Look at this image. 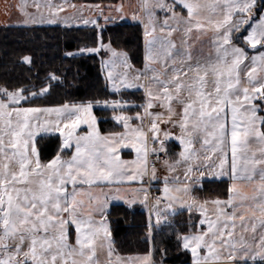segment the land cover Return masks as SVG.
Instances as JSON below:
<instances>
[{"label":"snow or ice","instance_id":"snow-or-ice-1","mask_svg":"<svg viewBox=\"0 0 264 264\" xmlns=\"http://www.w3.org/2000/svg\"><path fill=\"white\" fill-rule=\"evenodd\" d=\"M18 7L29 17L25 23L44 22L38 0H34V7L40 12V20L26 11V3ZM47 7L50 17L47 22L56 23L63 9L52 4ZM177 7L187 15L178 13ZM117 10H122V6ZM140 10L149 21L145 24L142 70L129 71L131 65L126 54L105 44L99 34L96 47L80 49L81 53H99L101 49L111 53L108 60L102 61V68L109 69L106 79L114 93L137 87L144 90L146 102L140 106L143 114L127 115L124 111L127 101L102 102L113 110V119L123 124L125 132L99 133L92 108L101 101L21 107V101L43 96L49 86L29 92L27 96L24 87L10 90L0 86V264H101L99 255L105 248L111 257L110 234L103 219L107 198L96 197V204L84 211L83 203L77 199L78 186L142 180L148 174L149 152L167 151L165 144L171 133L162 129L161 123L180 128L176 139L182 150L171 163L164 161L170 173L183 165L184 179L193 178L192 173L205 165L210 149L217 155L218 164L212 162L220 169L217 175L229 176L232 181L227 200L211 201L215 215L212 219L205 215L209 202L190 195L193 185L175 175L163 178L162 192L163 199L168 201L167 209L172 208V202H177L189 213L199 211L200 225L207 226L202 231L178 236L182 247L191 251L192 264H207L209 259L223 260L227 264H264V231L256 235L257 227L264 229V115H259L264 112V0H172V3L142 0ZM157 10L166 13L163 21L156 20ZM132 19L141 18L133 14ZM170 20L175 21L177 27H173ZM89 22L101 28L96 20H84L85 24ZM156 23L161 24L160 32H167V37L177 31L181 23L188 25L185 34L193 29L203 35L210 32L214 55L209 52L206 56L193 57L190 51L177 48L172 40L155 35ZM247 49L253 54L249 55ZM23 60L30 63L28 56ZM117 62L125 71L111 70ZM49 78L58 79L55 75ZM174 104L181 106L180 113L176 112ZM156 105L166 111H152ZM228 112L231 114L230 163ZM145 119L149 121L147 127ZM132 120L140 123L132 127ZM81 124H86L89 131L77 135ZM57 133L58 151L51 159L42 160L38 138L43 140ZM126 139L137 141L131 143L136 152L133 161H122L118 155L120 149L129 146L124 143ZM149 139L153 144L158 143L159 148L149 149ZM196 140H202L204 160L200 159L199 150L193 148ZM250 141L259 145V158L249 147ZM73 147L71 157L65 158L63 153ZM129 165L136 166L131 173L127 170ZM155 173L153 166V180ZM242 184L253 189L251 195L241 191ZM142 190L145 192L142 202H146L147 190ZM114 191L119 193L120 189ZM160 203L158 197L153 205L157 223L161 216L157 208ZM93 213L101 217L99 222ZM237 220L244 232L249 231L246 221H252L250 239L235 234ZM71 227L75 229L74 243L70 241ZM204 249L207 252L202 255ZM135 261L136 264H154L151 252L137 256Z\"/></svg>","mask_w":264,"mask_h":264},{"label":"trees","instance_id":"trees-1","mask_svg":"<svg viewBox=\"0 0 264 264\" xmlns=\"http://www.w3.org/2000/svg\"><path fill=\"white\" fill-rule=\"evenodd\" d=\"M78 3L114 4L119 0H71ZM103 42L123 50L131 63L143 67V29L139 23H111L101 26H0V86L10 90L24 87L29 92H38L49 86L43 96L30 99L25 106H56L64 102L82 103L117 99L123 94L137 95L142 102L141 92L126 91L114 93L109 90L103 74V54L68 55L67 52L82 47H95L97 35ZM30 57V63L23 57ZM50 75L58 79L51 80ZM140 98V99H139ZM98 118L97 126L101 132L120 131L121 126L113 120L110 108H94ZM264 115V112H260ZM58 134L39 140L37 147L41 159L48 160L58 151ZM63 154H69L65 151ZM176 155V154H174ZM228 179L202 180L194 187L192 194L197 198L222 197L228 195ZM107 218L110 238L114 250L120 254L147 253L152 248L154 264H191V256L183 249L178 236L196 231L187 210L170 215V220L160 226H153L151 239H148V216L144 208H131L122 203L110 205ZM259 264V262H258Z\"/></svg>","mask_w":264,"mask_h":264},{"label":"rangeland","instance_id":"rangeland-1","mask_svg":"<svg viewBox=\"0 0 264 264\" xmlns=\"http://www.w3.org/2000/svg\"><path fill=\"white\" fill-rule=\"evenodd\" d=\"M38 2L41 3V5H42V8L40 11L43 13L44 22H42V23H31V22L25 23L26 20H29V17L25 16L24 14H21L20 12L15 11L13 7L18 6L22 3H26L27 6L33 7V9H30L28 13L33 14L35 19L40 20L42 17L40 15V12H37L35 7H34V0H0V5L1 4L3 5V7L0 6V24L1 25H9L6 23H21V24L26 25V26L50 25L47 22V20L50 18L48 15L47 5L48 4H52L53 6H61L62 5L63 15H61V16H63V18L62 19L56 18V20L60 19V20H57V21H59L58 23H62V25L67 26V27H69V26H95L91 22H89L88 24H85L84 20H89V21L96 20L97 23L101 26L111 24V23H121V22L141 24L142 29H143V50H144V55H145V24H148L149 21H148V16L145 13L141 12V10H140V4L142 3V0H119L117 3L109 4V5L83 3V2L82 3H74L71 0H38ZM150 2L155 3L156 0H150ZM166 2L172 3V0H166ZM59 4H61V5H59ZM77 4H80V5H77ZM97 5L99 6V8L96 7ZM76 6H80L79 8L82 12L85 10V12H86L85 16H83V14H80L79 9H75V8H77ZM120 6H122V10L118 11L117 9ZM102 8H104V9H102ZM176 11L178 13H181L184 16L187 15L186 11L181 9L180 7H177ZM66 12H67V15L64 16V13H66ZM101 12H102V14H101ZM133 14H136L141 19L133 20L132 19ZM18 15L20 17L22 16L20 22H17V19L19 18ZM168 15H170V14H168ZM81 16H83V17L81 18ZM106 16L111 17V19L105 21L104 17H106ZM165 16H166V13L164 11L157 10L155 13V17H156L157 21H163L165 19ZM23 18H24V20H23ZM141 20L143 22H141ZM169 23L173 27H177L175 21L170 20ZM160 27H161V24L156 23L155 35H157L158 37H166L167 39L172 40L175 43L177 48H183L187 51H190L191 54L193 55V57H197V56H201V55L206 56L209 52H212L214 55V50L212 48V45L210 44V39H211V33L210 32L207 35H203L200 32L193 29V31L191 33L185 34V28H187L188 25L181 23L178 26L177 31H174L170 37H167V32L161 33ZM105 44H109V43H105ZM83 48H90V47H82L80 49H83ZM111 48L115 49L118 53H125L123 50L116 49L113 46H111ZM80 49L67 52V54L68 53H73V55H79V54L99 55V54H103L102 61L108 60L111 57V53L104 50V49H101V51L99 53H81ZM247 51L249 52V55L253 54L252 50L247 49ZM126 56H127L128 63L131 65V69H129V71L142 70L143 69L145 61L143 62V67L138 68L131 63L127 54H126ZM102 69L104 70V75L106 77L109 69L108 68H102ZM111 70L113 72L125 71V69L123 68V66L119 62H117V65L114 68H112ZM242 75H243V73H242ZM108 83H109V81L107 80V84ZM109 87H110L109 90L111 92H113L110 83H109ZM128 90L129 91H138L139 90L141 92V98L143 101L138 103L137 95H133L132 96L133 98L130 97L131 94H129V95L123 94L122 96H119L117 99L121 100L122 102L123 101L128 102V106L124 109L125 113L127 115H130V116H134L137 112H140L141 114H143V108L140 106L146 102L144 90L142 88L137 87V88H132V89H122L120 92H126ZM20 106L21 107H51V106H25V105H22V101L20 102ZM173 106H174L177 113H180L182 111V108L180 105L174 104ZM96 107L97 108H110V107H105L102 102L99 105L94 104L93 108H96ZM156 109H157V112H165L166 111L165 109L161 108L159 105H156L154 107V109H152V111H155ZM96 119L98 122L97 117H96ZM165 119H167V116H165ZM226 120L228 121V123L230 125L229 130L231 131V114H230V112H228ZM132 122H134V124L132 123L133 126L134 125L137 126L140 123V121H138V120H132ZM116 123L121 126V130H122L123 129L122 124L118 123V122H116ZM144 125H145V123H144ZM160 127L162 129H164L165 131H169L171 133V136L168 138V140L166 141V144H165L167 151H166V153L165 152H159V153L149 152L147 160H148V167L149 168H152L153 166H155V169H156L155 175H157V174L162 175V181H164L163 178L165 176L175 175V176L180 177V179H182L181 181H183L185 183H189L193 186H197L200 184V182L202 180H207V179L220 180L223 178H229V176L217 175V173H219L220 169L218 167L214 166L212 163L213 161H216L218 164L217 155H216V153L211 152L210 149H208L207 153H206L209 158L205 162V165L192 173L193 178L188 179V180L184 179V166L183 165L177 167L174 173H170L168 168L164 165V161L168 160L171 163L173 161L174 156H175L174 154L179 153L182 150V146L179 144V141L176 139V137L180 135V128L178 126H173L172 124H165V123H161ZM174 127H176V129ZM88 131H89L88 126L86 124H81L80 127L76 130V134L82 135L84 133H87ZM174 131H176L177 135L173 134ZM115 132H119V131H115ZM161 135H162V133H161ZM201 144H202V140H196L193 142V148L199 150L200 159L204 160L205 159V149L201 148ZM148 148L149 149L159 148V144L158 143L153 144L152 141L149 139V147ZM63 155H65V154H63ZM177 158H178V156H177ZM228 158H229V163H230V160H231L230 135H229ZM150 160L155 161V164L152 167L149 164ZM44 161H46V160H44ZM201 173H203V176H201ZM231 183H232V181L230 180L229 185ZM151 185H154V187L156 186L155 183H153ZM87 190L91 193L94 192L93 190L92 191L89 189H87ZM87 190L86 189L83 190V188L78 186L77 195L82 196L84 194V197H83V200H84V203H83L84 209L83 210L84 211H88L90 206H94L96 204L95 198L91 197V199H90L89 196H86L87 194H85V193L87 192ZM94 194H97V193L94 192ZM190 195L192 197L196 198L197 200L201 201V202H203V201L209 202L206 205V208L208 209V211L205 213V215L212 218V219H215V215H214V206L212 205L211 201H213L215 199H220L221 201H224V200H227V198H228V195L225 198H222V197L197 198L192 194V191H191ZM158 197L161 198V203L159 205H157V208L159 209V211L161 213V216L159 217V223L161 221H167L169 218V214L174 213L180 209H186V207H181V205L177 202H172V208L167 209L166 206H167L168 201L163 199V192L162 191ZM140 198L142 201H144L143 196ZM156 200L157 199H153V201L151 202L153 218L151 217V210H150V215H148V212H147L149 226H150V222H153L156 225L159 224V223H157L158 217L155 213V210L153 209V205L156 204ZM108 201H110V200H108ZM107 209H108V206L106 207L103 219L105 221L107 231L110 234L109 220H108L107 214H106ZM146 209H147L146 211L149 210L147 208V205H146ZM226 211H230V209H226ZM93 217L97 222H99L101 219V217L96 213H93ZM149 217H150V221H149ZM189 218H190L191 222L197 223L196 231H202L207 227L206 225H203V226L200 225L199 221L202 219V216H201V213L199 211L194 210L192 213H189ZM246 223L249 226L248 232H244V230L241 226V222L239 220H237V227L235 229V234L237 236L243 234L250 239L251 235H252V233L250 231V226H251L252 221L247 220ZM257 224H258V221H257ZM151 229H152V227H151ZM69 231H70V241L72 243H74L75 242V229H74V227H71L69 229ZM196 231H194V232H196ZM261 231H264V229H260L259 227H257V232H256L257 237L259 236V233ZM150 233L151 232H149V230H148L149 241H150V237H149ZM108 240L111 243L109 237H108ZM181 246H182V242H181ZM111 247H112L111 257H109L107 255V248H105V250L102 253H100L99 260L101 261V263H105V262H108V263L109 262L125 263L126 261L136 262L135 258L137 256H143V255L148 253L147 252V253H141V254L126 255V254L117 253L114 250L112 243H111ZM150 248H151V246L149 247V250H150ZM151 250H152V248H151ZM188 251L190 252V255H191V251L190 250H188ZM206 252H207V250L204 249V250H202L201 254L203 255ZM129 257H131L132 260H129ZM191 261H192V255H191ZM191 264H192V262H191ZM207 264H227V262L223 261V260L215 261V260L209 259Z\"/></svg>","mask_w":264,"mask_h":264},{"label":"crops","instance_id":"crops-1","mask_svg":"<svg viewBox=\"0 0 264 264\" xmlns=\"http://www.w3.org/2000/svg\"><path fill=\"white\" fill-rule=\"evenodd\" d=\"M74 3H78V2H74ZM59 5H61V4H59ZM77 5H80V4H77ZM103 5H109V4H103ZM0 6L3 7L2 4ZM59 7L63 8L62 5L59 6ZM76 7L77 8H75V9H79L80 10V8H79L80 6H76ZM13 8H14L15 11L20 12L21 14H23L19 10V7L18 6H15ZM30 9H33V7H30V6H27L26 7V11L27 12H29ZM102 9H104V8H102ZM85 13H86L85 10L83 12L80 10V14H83V16H85ZM61 15H63L62 11L59 12L57 18L62 19L63 16H61ZM66 15H67V12L64 13V16H66ZM83 16H81V18ZM21 18H22V16L21 17L19 16V18L17 19V22H20ZM60 19H57V20H60ZM23 20H24V18H23ZM58 22L59 21H57L56 23H49V24L50 25H62V23H58ZM6 24H9V25H1L0 24V26H26V25H23L21 23H6ZM62 26H64V25H62ZM103 74H104V70H103ZM104 77H105V75H104ZM105 79H106V77H105ZM106 81H107V79H106ZM108 87H109V83H108ZM109 89H110V87H109ZM255 102L258 103V101H255ZM93 109L94 108H92V114H93ZM155 111H157V109ZM93 116H94V114H93ZM145 120H144L145 127H147L148 124H149V121L147 119H145ZM132 123L134 124V122L130 121V124L132 125V127H136L135 125L133 126ZM226 126L229 129V126L230 125H229V123H228L227 120H226ZM95 127L98 129L97 119H96ZM122 127H123V129L121 131H119L120 133H123V132L126 131V129L124 128L123 124H122ZM174 128L176 129V127H174ZM98 131H99V133L101 135H107V134H110V133H114V132H110V133L109 132H101L99 129H98ZM173 134H176V131H174ZM148 135H150V133ZM229 135H230V130H229ZM133 142H137V141L134 139L133 141L130 142L129 140L126 139L124 141V143L125 144H128L129 146L126 147V148H122V149H120L118 151V155H119V157H120V159L122 161H133V160L136 159L135 149H133L131 147V143H133ZM148 147H149V141H148ZM249 147L252 148L253 151L256 152V156H257V158H259V151H258L259 145L257 144V142L256 141H250ZM74 150H75L74 147L71 150H66V151H69V154L68 155H64V157L65 158L71 157L72 152ZM250 155H251V153H250ZM177 156H178V153H176V155L174 156L173 160H175L177 158ZM147 166H148V164H147ZM135 167H136L135 165H129V167H128L127 170L129 171V173H131L132 171H134ZM151 169L152 168H149L148 167V174H146L142 178V180L125 181L123 183H116V182H114L111 185H108L107 183H97V184H93L92 186H89V185L84 184V185H79V187L83 188V190L84 189H86V190L89 189V190H91V191L93 190L94 192L97 193V194H94V192L91 193V192H89L87 190V192L85 193V194H87L86 196L93 197V198L99 197L101 200H104L105 198H107V206H108V209H109L110 205L115 204V203H122V204H125V205H127V206H129L131 208H134V209H136V208H144V209H146V205H147V208L149 209L147 211L148 212V215H150V210H151V217L153 218V215H152V204H151V202L153 201V199H157L158 196L161 194V191H162V188H163V185H164L163 184L164 181H162V175H158V174L156 175V179L153 180L151 178ZM223 179H228V181L230 183V180L231 179H229V178H223ZM153 183L156 184L155 187H154V185H151ZM239 183H242V182H239ZM199 185H197V186H199ZM197 186H193V188L194 187H197ZM116 188H119L120 189L119 193H117V192L114 191ZM193 188H192V190H193ZM142 189H146L147 190V197L148 198H147V201L144 202V203L142 202V200H141L140 197H142V196L144 197L145 196V192L144 191L143 192H138L137 191V190H142ZM241 191L242 192H246L249 195H251L252 192H253V189L251 187H249V186H246V185H243L242 184ZM83 197H84V194L82 196L81 195H77V199L80 200L82 203H84ZM108 200H110V201H108ZM129 201H132V203H129ZM108 209H107V212H108ZM180 210H186V209H180ZM180 210H178V211H180ZM171 214H173V213H171ZM171 214H169V218H168L167 221H161L157 225L154 224L153 222H150V224L152 225L151 227H153V226L157 227V226H160V225H162L164 223L169 222L170 215ZM257 215H259L258 212H257ZM149 221H150V217H149ZM149 237L151 239V233L149 234ZM109 239H110V241L112 243V240L110 238V235H109ZM186 251H188V250H186ZM148 252H151L152 253L151 248H150V250ZM189 254H190V252H189ZM126 255H130V254H126ZM152 261H153V257H152ZM101 264H105V263H101ZM108 264H136V262H131V261H126L125 263H122V262H118V263L117 262H114V263L113 262H109Z\"/></svg>","mask_w":264,"mask_h":264},{"label":"built area","instance_id":"built-area-1","mask_svg":"<svg viewBox=\"0 0 264 264\" xmlns=\"http://www.w3.org/2000/svg\"><path fill=\"white\" fill-rule=\"evenodd\" d=\"M150 166L152 167L155 164L154 160H150L149 162ZM138 192H143V190H137Z\"/></svg>","mask_w":264,"mask_h":264}]
</instances>
